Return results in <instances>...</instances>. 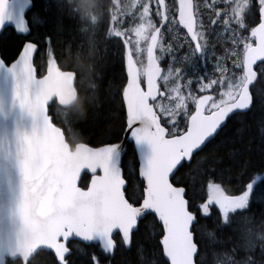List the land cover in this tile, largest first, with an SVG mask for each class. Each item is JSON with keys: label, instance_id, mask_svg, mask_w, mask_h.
Returning <instances> with one entry per match:
<instances>
[{"label": "snow or ice", "instance_id": "1", "mask_svg": "<svg viewBox=\"0 0 264 264\" xmlns=\"http://www.w3.org/2000/svg\"><path fill=\"white\" fill-rule=\"evenodd\" d=\"M110 28L92 146L51 82L83 39L66 0H0V264H264V0H136Z\"/></svg>", "mask_w": 264, "mask_h": 264}, {"label": "trees", "instance_id": "2", "mask_svg": "<svg viewBox=\"0 0 264 264\" xmlns=\"http://www.w3.org/2000/svg\"><path fill=\"white\" fill-rule=\"evenodd\" d=\"M68 13L73 17L75 15V8L67 6ZM80 20V19H79ZM83 19L81 23L77 20L78 30L83 39L75 44L69 43L63 48V55L60 56L61 66L65 69L74 70L77 73L76 86L80 90L78 98L75 104L68 108L67 111H77L81 113V118H84L82 122L74 125L72 131L80 133V141L89 142L91 144L98 145V141L102 139L101 132L105 131L108 127L106 123L109 115L111 114V104L108 102V96L106 95V87L102 86L99 93V103L91 118H87V106L85 101H92L95 93H85L83 88L86 81L93 75H101V66L106 64L107 77L111 78L113 74H118L119 68V55L115 48H111L106 45L105 40L98 35V29L93 26H87L86 28L96 29L97 34H90L83 27ZM82 45V46H81ZM264 79V78H262ZM261 83L258 82L256 87H261ZM257 106L254 111L257 112V118L259 116V105L264 103V100H257ZM72 131H67L66 134L71 136ZM255 126L253 132L250 135H255ZM89 175L85 174L82 177L81 185L88 183ZM127 257L130 260H134V254L127 253L124 257L118 255L117 259L121 260ZM16 264H20L19 261ZM32 264H48L46 258L34 257Z\"/></svg>", "mask_w": 264, "mask_h": 264}, {"label": "flooded vegetation", "instance_id": "3", "mask_svg": "<svg viewBox=\"0 0 264 264\" xmlns=\"http://www.w3.org/2000/svg\"><path fill=\"white\" fill-rule=\"evenodd\" d=\"M105 0H95L94 4L91 5V15L92 20L88 21V23H91L93 27L98 29V35L105 40V23L107 22V27H109V30H113L110 28V25L115 23L117 21V8L122 6L121 0H107V3L105 7L103 8L101 5ZM68 4V3H67ZM100 13H102V16L104 18L105 23L101 22L100 19ZM75 15L78 20V22L81 23L80 18V11L75 10ZM79 17V18H78ZM80 19V20H79ZM209 70H211V60L209 62Z\"/></svg>", "mask_w": 264, "mask_h": 264}, {"label": "rangeland", "instance_id": "4", "mask_svg": "<svg viewBox=\"0 0 264 264\" xmlns=\"http://www.w3.org/2000/svg\"><path fill=\"white\" fill-rule=\"evenodd\" d=\"M68 3L67 6H71L72 8H75L77 11H80V18L83 19V27L87 31V33H90L92 35L97 34L96 29L94 28H86L85 24L87 26H92L91 23H88V21L92 20L91 12L88 13V11H91V5L94 4L95 0H66ZM107 3V0H105L102 3V7L104 8ZM136 5V0H128L127 2H124V6L122 8V14L131 13ZM101 22L105 23L104 18L102 16V13L99 14ZM105 26L107 27V22L105 23Z\"/></svg>", "mask_w": 264, "mask_h": 264}, {"label": "water", "instance_id": "5", "mask_svg": "<svg viewBox=\"0 0 264 264\" xmlns=\"http://www.w3.org/2000/svg\"><path fill=\"white\" fill-rule=\"evenodd\" d=\"M71 73H76V72L74 70H64L63 73L55 74L51 81L52 84L55 86V88L63 90L64 99H66L69 102V108L75 104L78 98V91L76 86L73 84V78L70 75ZM75 83H76V79H75ZM92 146H98V145H92ZM83 174L84 173L82 172L81 175L83 176ZM28 238L31 239L32 237H28ZM26 258H27V254H25V259Z\"/></svg>", "mask_w": 264, "mask_h": 264}, {"label": "bare ground", "instance_id": "6", "mask_svg": "<svg viewBox=\"0 0 264 264\" xmlns=\"http://www.w3.org/2000/svg\"><path fill=\"white\" fill-rule=\"evenodd\" d=\"M101 14V13H100ZM102 19V18H101Z\"/></svg>", "mask_w": 264, "mask_h": 264}]
</instances>
